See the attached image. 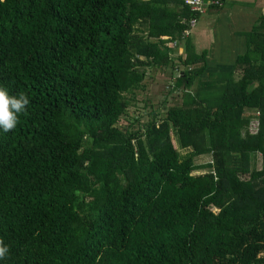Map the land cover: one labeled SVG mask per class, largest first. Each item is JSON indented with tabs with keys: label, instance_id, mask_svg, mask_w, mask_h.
I'll use <instances>...</instances> for the list:
<instances>
[{
	"label": "trees",
	"instance_id": "1",
	"mask_svg": "<svg viewBox=\"0 0 264 264\" xmlns=\"http://www.w3.org/2000/svg\"><path fill=\"white\" fill-rule=\"evenodd\" d=\"M203 12L0 0V87L30 100L0 129V264H264V14L202 77L189 19ZM151 68L179 69L182 102L129 117Z\"/></svg>",
	"mask_w": 264,
	"mask_h": 264
},
{
	"label": "crops",
	"instance_id": "2",
	"mask_svg": "<svg viewBox=\"0 0 264 264\" xmlns=\"http://www.w3.org/2000/svg\"><path fill=\"white\" fill-rule=\"evenodd\" d=\"M244 1L246 0H231L233 5L225 6L224 3L217 9L206 7V10L199 15L194 29L192 28L190 37L196 50L208 49L206 58L209 67L205 75L211 70H222L223 65L228 68L233 63L238 51L245 49L244 33L251 29L257 16L264 14V0H247L246 2H249L247 6L243 5ZM203 21L206 22L203 24L206 26L199 28ZM204 31L209 34L205 44L201 43L200 37Z\"/></svg>",
	"mask_w": 264,
	"mask_h": 264
},
{
	"label": "rangeland",
	"instance_id": "3",
	"mask_svg": "<svg viewBox=\"0 0 264 264\" xmlns=\"http://www.w3.org/2000/svg\"><path fill=\"white\" fill-rule=\"evenodd\" d=\"M247 1V0H246ZM243 2V5H248L249 2ZM231 0L225 1V6H231ZM205 21L201 22L199 28H204L206 25ZM194 29V27H193ZM194 33L192 36L194 37ZM201 43L205 44L209 39V34L204 31L200 34ZM175 44V42L171 43ZM182 50V47H179V51ZM242 50L238 51L241 52ZM232 55V53H231ZM231 63V62H230ZM223 65L222 70L228 69ZM229 67V66H228ZM179 76V69H171V68H151L148 71V76L146 77L145 86L142 89L137 90L136 99L131 106L128 108V112L130 114L129 117L132 116H141V119L149 118L151 111H162L163 106H170L173 104L182 102V93L183 88H178L177 90L172 89L174 86V82L176 78ZM206 77L205 73L204 76ZM196 84V83H195ZM196 92L201 95L202 88L199 85H195ZM246 114H252V109H247L244 111ZM130 119L126 116L122 117L119 121V125L125 126ZM175 145H177L175 141ZM187 149L181 148L182 152H185ZM211 159V155L209 153L200 154L196 156L197 162H206ZM253 164L257 167L261 166V154L258 152L254 156ZM207 169L196 170L195 172H203Z\"/></svg>",
	"mask_w": 264,
	"mask_h": 264
},
{
	"label": "clouds",
	"instance_id": "4",
	"mask_svg": "<svg viewBox=\"0 0 264 264\" xmlns=\"http://www.w3.org/2000/svg\"><path fill=\"white\" fill-rule=\"evenodd\" d=\"M29 97L26 93L18 95H10L8 90L0 87V129L4 132L13 131L18 123L21 115L27 114ZM10 249L0 239V260L7 258Z\"/></svg>",
	"mask_w": 264,
	"mask_h": 264
},
{
	"label": "built area",
	"instance_id": "5",
	"mask_svg": "<svg viewBox=\"0 0 264 264\" xmlns=\"http://www.w3.org/2000/svg\"><path fill=\"white\" fill-rule=\"evenodd\" d=\"M186 2L189 4L190 9H192L196 13L203 12L208 3L213 2V3L221 4V0H186ZM195 24H196V17L191 16L189 19L190 27H193ZM189 31H190V28L185 29L183 32L185 34H188ZM256 112L259 113L258 110H256Z\"/></svg>",
	"mask_w": 264,
	"mask_h": 264
}]
</instances>
